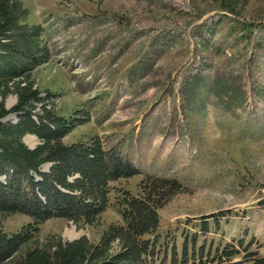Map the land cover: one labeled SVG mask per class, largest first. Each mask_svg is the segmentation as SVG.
<instances>
[{"label":"rangeland","instance_id":"rangeland-1","mask_svg":"<svg viewBox=\"0 0 264 264\" xmlns=\"http://www.w3.org/2000/svg\"><path fill=\"white\" fill-rule=\"evenodd\" d=\"M12 3L19 26L41 27L49 58L2 86L0 101L10 109L31 91L50 94L55 114L77 124L65 145L98 138L140 171L112 184L93 225L0 214V236L37 228L15 259L58 238L98 243L122 224L123 193L137 195L147 174L187 190L160 209L158 229L144 237L155 244L153 264L264 257V0ZM23 142L40 145L32 135ZM233 250L240 254L223 256Z\"/></svg>","mask_w":264,"mask_h":264},{"label":"trees","instance_id":"trees-1","mask_svg":"<svg viewBox=\"0 0 264 264\" xmlns=\"http://www.w3.org/2000/svg\"><path fill=\"white\" fill-rule=\"evenodd\" d=\"M19 20L12 0H0V88L30 74L49 58L41 27H21ZM51 101L50 94L41 97L35 91L10 109L0 101V214L24 215L36 224L57 218L93 225L109 205L112 184L140 171L118 152L105 149L98 138L65 145L63 139L77 124L57 116ZM36 105L40 112L35 111ZM12 115L17 121L4 124ZM27 135L36 137L40 145L28 148L23 142ZM45 165L48 171L42 169ZM186 191L175 179L144 175L137 195L123 193L119 203L122 224L111 226L98 243L58 238L16 260L37 232L29 225L18 234L0 236V264H153L155 244L144 237L158 229L160 209ZM239 254L233 250L223 256L230 259ZM245 258L264 264V257L257 253Z\"/></svg>","mask_w":264,"mask_h":264},{"label":"bare ground","instance_id":"bare-ground-1","mask_svg":"<svg viewBox=\"0 0 264 264\" xmlns=\"http://www.w3.org/2000/svg\"><path fill=\"white\" fill-rule=\"evenodd\" d=\"M32 140H33V138H32V137H30L29 139H27V140H26V142H27V143H31V142H32Z\"/></svg>","mask_w":264,"mask_h":264}]
</instances>
